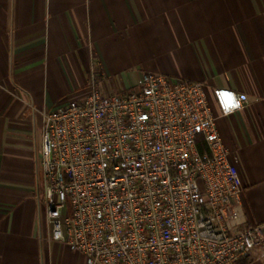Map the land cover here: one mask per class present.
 <instances>
[{"label": "crops", "instance_id": "crops-1", "mask_svg": "<svg viewBox=\"0 0 264 264\" xmlns=\"http://www.w3.org/2000/svg\"><path fill=\"white\" fill-rule=\"evenodd\" d=\"M98 69L110 91L148 71L246 93L217 125L264 223V0H0V264H88L52 239L40 151L44 113Z\"/></svg>", "mask_w": 264, "mask_h": 264}, {"label": "built area", "instance_id": "built-area-1", "mask_svg": "<svg viewBox=\"0 0 264 264\" xmlns=\"http://www.w3.org/2000/svg\"><path fill=\"white\" fill-rule=\"evenodd\" d=\"M93 72L90 91L44 113L42 200L52 239L88 264H237L264 260L238 156L220 116L246 93L143 72L124 91ZM218 111V113H217Z\"/></svg>", "mask_w": 264, "mask_h": 264}, {"label": "trees", "instance_id": "trees-1", "mask_svg": "<svg viewBox=\"0 0 264 264\" xmlns=\"http://www.w3.org/2000/svg\"><path fill=\"white\" fill-rule=\"evenodd\" d=\"M249 262H247L246 260L240 261L237 264H248Z\"/></svg>", "mask_w": 264, "mask_h": 264}]
</instances>
